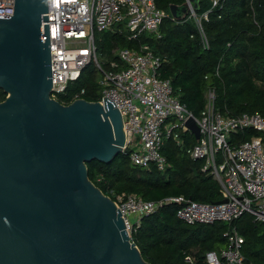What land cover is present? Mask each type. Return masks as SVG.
Wrapping results in <instances>:
<instances>
[{"label":"water","instance_id":"1","mask_svg":"<svg viewBox=\"0 0 264 264\" xmlns=\"http://www.w3.org/2000/svg\"><path fill=\"white\" fill-rule=\"evenodd\" d=\"M198 7L170 13L183 21ZM48 11L49 0H15L14 15L0 16V264H151L89 178L88 163L123 154L120 111L105 97L51 98ZM186 125L198 141L195 118Z\"/></svg>","mask_w":264,"mask_h":264},{"label":"built area","instance_id":"2","mask_svg":"<svg viewBox=\"0 0 264 264\" xmlns=\"http://www.w3.org/2000/svg\"><path fill=\"white\" fill-rule=\"evenodd\" d=\"M213 1L216 5L217 0ZM14 8L15 0H0V16H13ZM46 16L51 98L59 101L69 84L78 81L83 70L94 62L103 87L99 102L103 103L105 97L120 111L125 132L123 154H128L134 165L145 169L155 166L165 173L170 167L163 154L165 143L173 140L183 145L185 134L191 133L186 125L191 117L200 129L201 138L188 153L195 160L205 161L202 172L220 184L221 201L227 202L200 203L184 196L152 202L137 194L116 195L113 200L131 241L144 218L164 205L176 204L177 217L188 225H228L226 245L219 251L207 252L204 264H256L243 254L245 238L234 223L250 214L256 223L264 224V116L223 114L215 108V93L209 90L205 110L195 117L176 96L171 80L161 78L159 70L165 60L148 43L115 49L118 61L110 62L109 70L103 69L95 35L116 30L131 41L138 42L146 35L160 38V27L168 14L158 8L156 0H49ZM189 19L207 44L201 22L208 19V13L198 17L192 9ZM42 37L45 39L44 22ZM84 93H77L69 104L84 99ZM246 131L253 132L250 139H237ZM186 261L198 264L194 256H188Z\"/></svg>","mask_w":264,"mask_h":264},{"label":"trees","instance_id":"3","mask_svg":"<svg viewBox=\"0 0 264 264\" xmlns=\"http://www.w3.org/2000/svg\"><path fill=\"white\" fill-rule=\"evenodd\" d=\"M187 0H156L158 8L168 14L160 27L161 37L143 36L138 42L116 30L95 35L98 53L104 58L103 69L118 61L117 48H135L148 43L155 54L165 60L159 70L162 79L171 80L176 96L186 109L199 118L207 105V92L215 93V108L223 114L260 113L264 116V0H198V17L207 44L193 20H173L170 7ZM82 90L88 102L102 99L99 69L88 65L80 79L70 83L58 100L69 104ZM0 90V103L6 99ZM246 131L237 139L248 140ZM197 140L185 134V143L168 140L163 148L170 167L163 173L155 166L145 169L134 165L128 154H120L106 164H87L90 180L107 196L116 200L119 194H137L152 202L184 196L200 203L222 200L220 184L202 172L204 160L193 159L190 150ZM179 207L168 204L142 220L133 241L143 258L151 264H189L188 256L204 264L207 252L221 250L227 242L228 225H188L177 217ZM234 225L245 238L243 254L248 261L264 264V224L246 214Z\"/></svg>","mask_w":264,"mask_h":264},{"label":"rangeland","instance_id":"4","mask_svg":"<svg viewBox=\"0 0 264 264\" xmlns=\"http://www.w3.org/2000/svg\"><path fill=\"white\" fill-rule=\"evenodd\" d=\"M99 57H100V61H104V58L101 56V54L99 53ZM91 64H93V65H95L96 66V64L93 62V63H91ZM97 67V66H96Z\"/></svg>","mask_w":264,"mask_h":264}]
</instances>
